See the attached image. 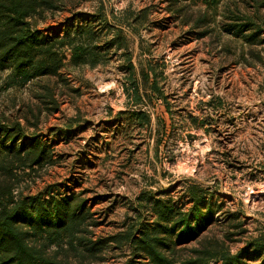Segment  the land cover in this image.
<instances>
[{"label":"rangeland","instance_id":"rangeland-1","mask_svg":"<svg viewBox=\"0 0 264 264\" xmlns=\"http://www.w3.org/2000/svg\"><path fill=\"white\" fill-rule=\"evenodd\" d=\"M258 1L67 0L83 21L103 15L121 29L130 56L123 50L95 68H66L51 115L38 114L31 83L0 68V117L22 124L21 144L41 139L52 155L44 167L18 173L22 197L83 192L99 223L96 235L108 236L138 215L152 220L145 208L152 195L189 207L181 198L197 185L223 204L216 223L238 215L216 230L232 234L233 255L263 241L264 41L251 48L228 32L230 24L251 22L264 39V0ZM71 15L57 13L46 24L61 27ZM134 111L150 122H131ZM132 257L127 247L100 264Z\"/></svg>","mask_w":264,"mask_h":264},{"label":"trees","instance_id":"trees-1","mask_svg":"<svg viewBox=\"0 0 264 264\" xmlns=\"http://www.w3.org/2000/svg\"><path fill=\"white\" fill-rule=\"evenodd\" d=\"M76 7L68 9L67 0H0V68L8 66L19 83H31L39 115L43 109L50 115L58 111L56 97L64 93L59 82H67L63 71L69 66L95 68L123 50L129 60L121 29L103 15L83 21L74 13ZM66 9L72 15L63 19L61 27L46 24ZM228 32L251 48L264 41L251 22L230 24ZM207 34V30L202 32V36ZM256 58L262 61L259 54ZM129 67L132 71L133 65ZM129 120L144 126L150 117L134 111ZM9 122L0 117V264H100L110 252L127 247L133 260L129 258L126 264H252L251 260L264 264V239L231 253L232 234L218 235L216 230L238 215L229 214L216 223L223 204L205 196V189L197 185L189 186L181 198L188 200L189 207L187 202L175 204L152 195L145 205L152 220L138 215L123 230L108 236L96 235L99 223L83 192L49 199L22 197L18 173L44 167L52 162V155L50 144L41 139H33L30 147L21 144L27 138L22 124ZM233 227L240 229L241 223Z\"/></svg>","mask_w":264,"mask_h":264}]
</instances>
